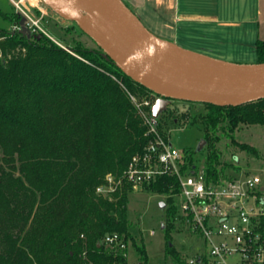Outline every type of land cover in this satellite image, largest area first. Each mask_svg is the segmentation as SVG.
I'll list each match as a JSON object with an SVG mask.
<instances>
[{"label":"trees","instance_id":"1","mask_svg":"<svg viewBox=\"0 0 264 264\" xmlns=\"http://www.w3.org/2000/svg\"><path fill=\"white\" fill-rule=\"evenodd\" d=\"M2 17L13 22L7 14ZM73 52L41 33L0 29V264H147L144 244L130 233L127 205L133 187L123 172L152 139L129 96L138 102L157 96L99 49ZM253 54L264 63V41H255ZM203 105L202 137L210 144L205 170L225 177L211 145L215 133L264 126V99L236 107ZM182 151L187 165H195L192 151ZM107 175L114 191L98 194ZM141 189L166 196L164 230L184 225L175 178L163 176ZM110 234L125 245L131 241L139 260L128 263L126 248L104 245ZM181 253L168 239L165 257L177 259Z\"/></svg>","mask_w":264,"mask_h":264},{"label":"built area","instance_id":"2","mask_svg":"<svg viewBox=\"0 0 264 264\" xmlns=\"http://www.w3.org/2000/svg\"><path fill=\"white\" fill-rule=\"evenodd\" d=\"M14 12L26 23L28 32H43L29 8L31 0H9ZM37 6V3L36 5ZM11 31L23 33L12 26ZM148 127L152 139L143 152L133 155L123 172V179L141 189L163 176L176 179L178 200L184 225L202 241V246L177 259L167 258L164 264H264V187L256 175L231 177L208 176L205 166L187 165L182 150L174 148L151 123L150 109L155 99L138 102L129 96ZM145 108L148 109L145 111ZM96 188L101 195L114 191V180ZM102 243L126 248L117 234L106 235Z\"/></svg>","mask_w":264,"mask_h":264},{"label":"water","instance_id":"3","mask_svg":"<svg viewBox=\"0 0 264 264\" xmlns=\"http://www.w3.org/2000/svg\"><path fill=\"white\" fill-rule=\"evenodd\" d=\"M61 18L73 22L92 40L101 56L157 96L151 123L171 101L240 106L264 99V63H237L207 58L157 33L125 0H41ZM103 14L97 22L88 9ZM205 140H200V151ZM161 208L164 202L159 204ZM163 228V226H161Z\"/></svg>","mask_w":264,"mask_h":264},{"label":"rangeland","instance_id":"4","mask_svg":"<svg viewBox=\"0 0 264 264\" xmlns=\"http://www.w3.org/2000/svg\"><path fill=\"white\" fill-rule=\"evenodd\" d=\"M31 3L34 8L29 9L34 18L38 20L43 32H28L24 26L26 21L14 12L9 0H0V29L11 30L12 26H18L23 29V34L26 36L32 33H41L53 44L72 54L77 48L98 49L95 43L84 35L73 22L61 18L49 7L42 6L41 0H31ZM36 3L37 6H35ZM5 14L9 16L10 20L13 19V22L10 23L4 19L2 15ZM135 14L152 29L158 30L153 23L146 21L136 11ZM13 15L19 19H15ZM226 48L231 50L230 57L234 62L238 59L236 49H239L240 54H245L240 57L243 62H256V58L253 56V41H250L249 38L239 41V44H225L220 49L224 51ZM198 54L212 60L225 61L210 55ZM221 57L225 58L226 55L221 54ZM146 96L150 97L149 94ZM167 110L168 113H162L158 119V131L169 139L174 148L192 151L191 155L195 165L205 166L210 144L205 142L200 151H195L199 141L204 140L202 136L205 106L199 103L171 102ZM184 116L189 119L188 122L183 119ZM215 136L218 139L212 140L211 145L214 151L218 152L219 165L217 168L223 167L227 177L244 174L256 175L261 178V186L264 187V126L241 125L232 132L218 129ZM239 144L253 148L255 153L240 149ZM165 199L164 195L147 192L143 189L132 190L128 193L127 216L131 223L130 233L137 244H144L148 258L147 264H164L168 258L164 254L168 239L172 240L174 247L182 253H190L202 246L201 239L191 234L185 225L179 226L176 223L172 230L161 228V225L166 222L168 208ZM161 202H164L163 208L159 206ZM126 258L128 263H136L139 260L131 241H128L126 245Z\"/></svg>","mask_w":264,"mask_h":264},{"label":"crops","instance_id":"5","mask_svg":"<svg viewBox=\"0 0 264 264\" xmlns=\"http://www.w3.org/2000/svg\"><path fill=\"white\" fill-rule=\"evenodd\" d=\"M125 1L153 23L157 33L183 48L216 59L234 62L230 49H220L225 44H239L245 38L253 41V46L257 40L264 41V0ZM243 55L236 49L235 62L247 63L240 59Z\"/></svg>","mask_w":264,"mask_h":264},{"label":"bare ground","instance_id":"6","mask_svg":"<svg viewBox=\"0 0 264 264\" xmlns=\"http://www.w3.org/2000/svg\"><path fill=\"white\" fill-rule=\"evenodd\" d=\"M88 9L93 13V16L97 22H102L104 19V16L102 13L95 11L92 7H88ZM206 62H210V59L207 57L203 59Z\"/></svg>","mask_w":264,"mask_h":264}]
</instances>
